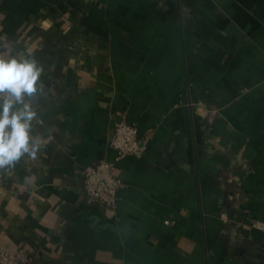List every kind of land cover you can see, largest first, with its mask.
<instances>
[{
	"label": "crops",
	"instance_id": "0c3cea01",
	"mask_svg": "<svg viewBox=\"0 0 264 264\" xmlns=\"http://www.w3.org/2000/svg\"><path fill=\"white\" fill-rule=\"evenodd\" d=\"M0 55L35 59L32 135L0 170V245L29 264H264V0H0ZM140 154L111 209L82 168Z\"/></svg>",
	"mask_w": 264,
	"mask_h": 264
},
{
	"label": "clouds",
	"instance_id": "9594fccd",
	"mask_svg": "<svg viewBox=\"0 0 264 264\" xmlns=\"http://www.w3.org/2000/svg\"><path fill=\"white\" fill-rule=\"evenodd\" d=\"M42 71L35 59L0 55V170L14 167L25 156L36 159L51 140L32 135L33 121L42 123L30 102L43 92Z\"/></svg>",
	"mask_w": 264,
	"mask_h": 264
},
{
	"label": "built area",
	"instance_id": "2783aa9c",
	"mask_svg": "<svg viewBox=\"0 0 264 264\" xmlns=\"http://www.w3.org/2000/svg\"><path fill=\"white\" fill-rule=\"evenodd\" d=\"M109 146L115 150L112 160L99 159L95 164L82 168V189L87 203L111 209L117 202V190L123 185L117 163L127 154H140L144 143L132 122L121 119L114 127ZM249 227L264 232V221H253ZM24 250H6L0 245V264H29Z\"/></svg>",
	"mask_w": 264,
	"mask_h": 264
}]
</instances>
